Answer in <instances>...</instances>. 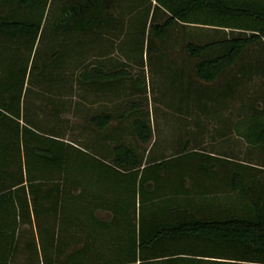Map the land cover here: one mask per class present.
I'll list each match as a JSON object with an SVG mask.
<instances>
[{"label": "trees", "instance_id": "obj_1", "mask_svg": "<svg viewBox=\"0 0 264 264\" xmlns=\"http://www.w3.org/2000/svg\"><path fill=\"white\" fill-rule=\"evenodd\" d=\"M110 1L72 0L52 16L50 0H0V264H11L21 248L25 264H264L259 211L225 219L197 215L190 208L188 172L174 170L173 156L151 160L146 147L137 151L119 140L106 159L59 130L36 128L21 114L33 49L46 24L55 33L88 32L102 23ZM152 1L148 15L157 8L166 14L149 24L159 38L175 22L236 31L186 43L199 79H216L247 45L264 42V0ZM15 4L27 7L28 14L14 11ZM211 50L213 55L204 54ZM56 53L50 55L52 62L59 60V70L66 54ZM35 70L46 72L40 64ZM123 72L94 65L81 78L110 80ZM260 113L252 110L246 118ZM110 117L103 112L91 121L105 130ZM132 131L142 144L153 134L142 116L133 118ZM183 152L190 153L189 147Z\"/></svg>", "mask_w": 264, "mask_h": 264}, {"label": "rangeland", "instance_id": "obj_2", "mask_svg": "<svg viewBox=\"0 0 264 264\" xmlns=\"http://www.w3.org/2000/svg\"><path fill=\"white\" fill-rule=\"evenodd\" d=\"M71 1L50 0L52 16L59 12V5ZM153 4L152 0H111L109 5L103 6L102 11L106 10L104 14L110 16L117 15V18L112 17L118 21V26L113 28L102 23L88 32L55 33L46 24L43 36L35 42L34 66L31 76L27 74V83L23 88L25 91L28 85L29 92L33 87L32 83L37 81L39 88L47 87L54 95L52 98L49 96V100L58 102V105H49V112L45 111L44 106L39 107L35 117L42 121L38 123L40 130H59L66 139L80 143L86 149L110 159L111 145L119 140L134 146L137 151L147 147V144L138 142L132 131V120L135 116H142L149 121L151 119L157 125L162 118L167 124H173L180 119L174 110L212 104L213 93L219 91L231 90L233 94L235 92V95L239 93L243 96L245 104L252 103L256 86H259L258 71L264 70V42L255 41L247 45L237 57V63L230 67L235 73L243 64L246 71L250 70V73H243L244 80L237 82L239 88L237 85L233 86V81L228 80L234 74L231 70L229 73L224 71L225 73L213 81L199 79L186 43L190 40L203 43L231 36L236 31L175 22L168 29L167 35L159 38L150 33L149 24L151 20L162 22L166 14L157 8L153 17L151 13L148 15L147 8H151ZM48 10L49 2L43 25L49 20ZM103 18L107 19L105 15ZM53 50L59 52L56 53L58 58L66 54L59 70H56L59 60L52 62L54 59L50 54ZM212 53L214 50L204 54L213 55ZM50 62L52 67L49 66ZM37 64L42 65V73L46 72L41 74L36 71ZM94 65L107 72L123 70L125 73L113 80L96 79L84 82L81 72ZM235 98L237 97L229 98L228 103H232ZM21 104L24 113V96ZM100 109L111 111L112 116L111 123L101 133L89 121V117ZM163 109L167 110L162 112ZM41 124L47 126L40 128ZM155 130L157 132V128ZM169 148L173 150V146ZM33 233L38 241L35 228ZM25 259L26 254L21 248L11 264H25Z\"/></svg>", "mask_w": 264, "mask_h": 264}, {"label": "crops", "instance_id": "obj_3", "mask_svg": "<svg viewBox=\"0 0 264 264\" xmlns=\"http://www.w3.org/2000/svg\"><path fill=\"white\" fill-rule=\"evenodd\" d=\"M13 8L20 15L28 14L25 6L15 4ZM6 11L8 12L9 8L5 6L4 12ZM105 11L101 12V16L105 15L107 19L102 23L111 28L118 26V21L112 19L117 18V15L110 16L104 14ZM235 63L237 62L223 69L217 77L225 73L224 71L229 73L230 67ZM237 70L236 73L231 70L234 74L228 79L234 82L233 86L245 79L243 73L250 71H246L244 64ZM259 73V86H256L252 103L249 105L245 104L243 96L239 93L235 95L231 90L219 91L213 93L212 104L174 110L181 120L178 119L173 124H167L162 118L157 125L150 119L153 134L145 155L151 160L173 156L174 170L188 172L186 185L189 186L190 208L197 215L225 219L250 214L254 216L259 211L264 217V70H259ZM40 79L38 81L41 82ZM38 83L35 81L29 92L27 86L21 93V98L24 96L23 105L26 107L24 113L21 98L19 102L21 114L36 128H39L38 123L42 122L40 118L35 117L39 107L44 106L45 111L49 112V105H58L54 99L49 100V96L54 97L49 88H39ZM237 86L239 88V85ZM233 97L237 98L228 103L229 98ZM166 110L163 109L162 112ZM252 110H261V113L249 120L246 117ZM103 112L111 113L100 109L89 117L91 125L100 133L103 130L98 128L91 118ZM111 121L112 116L108 125ZM20 122L23 123V120L20 119ZM40 126L42 128L47 125ZM169 146H173V150ZM185 146L189 147L190 153L183 152Z\"/></svg>", "mask_w": 264, "mask_h": 264}]
</instances>
